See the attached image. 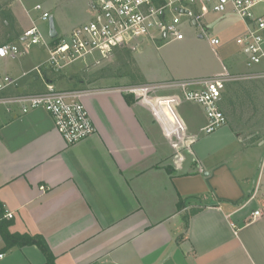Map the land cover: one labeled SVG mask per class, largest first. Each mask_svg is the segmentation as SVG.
I'll use <instances>...</instances> for the list:
<instances>
[{
  "label": "crops",
  "instance_id": "obj_1",
  "mask_svg": "<svg viewBox=\"0 0 264 264\" xmlns=\"http://www.w3.org/2000/svg\"><path fill=\"white\" fill-rule=\"evenodd\" d=\"M190 25L207 31L212 66L191 67L186 60L174 65L160 51L165 43L148 44L133 54L139 81L261 71L264 63L248 67L239 58L241 49L231 48L243 30L232 13L207 10ZM44 60L24 59L8 68V59L0 58V75L20 76ZM49 71L31 72L3 94L44 92L48 82L58 89ZM239 80L243 100L256 96L250 90L264 88L255 78ZM83 90L96 131L71 145L46 111L22 113L0 104V228L15 236H42L55 264H264V124L249 123L254 111L244 117L241 137L240 131L216 132L202 140L204 115L192 125L183 102L179 112L187 134L196 138L182 158L169 160L170 137L146 105L132 95L128 102L110 84ZM222 104L223 94L224 111ZM256 210L261 215L253 218ZM16 238L8 245L0 232V264L45 263L35 244Z\"/></svg>",
  "mask_w": 264,
  "mask_h": 264
},
{
  "label": "built area",
  "instance_id": "obj_2",
  "mask_svg": "<svg viewBox=\"0 0 264 264\" xmlns=\"http://www.w3.org/2000/svg\"><path fill=\"white\" fill-rule=\"evenodd\" d=\"M261 7H264V0H88L86 21L69 31L57 32L51 37L50 28L45 35L33 22L23 31L19 44L8 42L0 45V58L4 59H16L27 54L33 45L43 46L47 55L44 62L20 76L0 75V104L8 110L17 106L22 113L32 109L46 111L65 143H77L96 131L83 102L85 90H59L48 82L46 90L40 93L4 95L3 92L17 87L20 78L31 72L42 76L44 68L61 72L76 63L88 65L93 59L106 57L117 48L136 49L144 40H181L184 22L193 24L207 10L232 13L242 22L243 30L235 37V43L245 54L246 65L254 67L264 63V11H257ZM33 8L39 12L40 20L50 19L49 10L41 4L37 3ZM210 41L219 43L217 38ZM244 77H264V71L245 76L214 75L148 82L118 89L146 105L165 135L171 138L187 132L185 120L179 112L183 102L192 103L202 110L205 121L199 127V133L211 134L224 126L227 117L220 103L225 85ZM158 106L168 109L175 119L174 127L160 121ZM188 136L189 143L196 138V135ZM260 215L258 210L253 212V218ZM6 216L12 217V213Z\"/></svg>",
  "mask_w": 264,
  "mask_h": 264
},
{
  "label": "rangeland",
  "instance_id": "obj_3",
  "mask_svg": "<svg viewBox=\"0 0 264 264\" xmlns=\"http://www.w3.org/2000/svg\"><path fill=\"white\" fill-rule=\"evenodd\" d=\"M37 3L49 10L57 32H60L63 28L82 23L86 21L88 17L86 11L88 0H0V44L8 42L19 44L20 36L24 31L23 28L29 25V20L31 24L34 20L44 34L48 35L49 20L43 21L38 18L39 12L33 8ZM23 11L27 12V18L25 15L22 16V13H24ZM4 22L6 24H4ZM199 33H202V37H198ZM183 34L184 38L181 42H178L180 40H157L156 42L144 40L140 42L138 48L148 44L156 47V45L165 43L160 51L162 54L164 53L168 55L169 58L174 59V65L181 62V60H186L190 62L189 66L191 67L195 65L199 67L212 66L215 55L207 43V31L199 27H193L190 24H185L183 27ZM211 35L212 33H210V36ZM230 46L232 50L237 51L240 49L235 42H231ZM138 48H117L106 57L93 59L88 65L76 63L66 67L61 72H53L49 69V74L54 82L57 83L59 90H78L107 84L113 87L115 86V88L118 89L128 85L142 84V82L139 81V73L133 60V54ZM46 56V50L43 46L33 45L29 49L28 54H24L16 59L8 58L9 65L7 67L14 66L17 68L24 59L29 60L30 58L39 61L44 60ZM241 57L244 59L245 54L240 50V60ZM259 68H261V71H264V65H261ZM255 80L264 84V77L255 78ZM242 81L243 80L231 81L233 83L226 84L222 104L227 116L226 126L217 129L212 134L217 132V136H219L221 134L225 135L230 131H233V134L235 131H240L241 137V125L244 124V117L252 111L254 112L248 117L249 123L255 121L257 124H264V120H262L264 118V107L261 106L264 103V88L260 87L258 88L259 90H250L253 94L256 93V96H253L252 99L243 100L241 96ZM251 103L255 105H250ZM186 105L188 106L183 109V112H185L192 125L195 124L200 117L203 118L202 112L198 110L196 105L192 103ZM194 110L199 111V114ZM180 116L182 117L181 113ZM186 126L187 131L189 128L187 123ZM212 134L200 133L199 136L202 137V140H206L212 139ZM189 140L187 132L186 135L172 136L167 139V158L169 160L174 158L178 159L179 157L182 158L185 153L189 151Z\"/></svg>",
  "mask_w": 264,
  "mask_h": 264
},
{
  "label": "trees",
  "instance_id": "obj_4",
  "mask_svg": "<svg viewBox=\"0 0 264 264\" xmlns=\"http://www.w3.org/2000/svg\"><path fill=\"white\" fill-rule=\"evenodd\" d=\"M4 24H6V23L4 22ZM11 39H13V38H11ZM126 96H127V98H126L127 101L130 102V99L129 98L131 97V95H126ZM187 220H188V216H185V224H187ZM0 232H1L3 238L5 239V241H6V243L8 245H13L14 241L12 240V238H15V237H17L16 240L18 238H22V240H19V242L21 244H35L43 252V254L45 255L46 261H45L44 264H55L54 263V256L51 253V251H50V249H49L46 241L44 240V238L42 236H39V235L33 236V237L28 236V235H18V236H15V235L8 234L2 228H0ZM16 242H18V241H16Z\"/></svg>",
  "mask_w": 264,
  "mask_h": 264
},
{
  "label": "bare ground",
  "instance_id": "obj_5",
  "mask_svg": "<svg viewBox=\"0 0 264 264\" xmlns=\"http://www.w3.org/2000/svg\"><path fill=\"white\" fill-rule=\"evenodd\" d=\"M158 114L159 118L163 120L164 123H168L170 126L174 127L175 126V119L171 115V113L168 111L167 108H164L162 106H158Z\"/></svg>",
  "mask_w": 264,
  "mask_h": 264
},
{
  "label": "water",
  "instance_id": "obj_6",
  "mask_svg": "<svg viewBox=\"0 0 264 264\" xmlns=\"http://www.w3.org/2000/svg\"><path fill=\"white\" fill-rule=\"evenodd\" d=\"M49 28H50V36L54 37L57 34V31L54 27V22H53L52 17H50V19H49Z\"/></svg>",
  "mask_w": 264,
  "mask_h": 264
}]
</instances>
